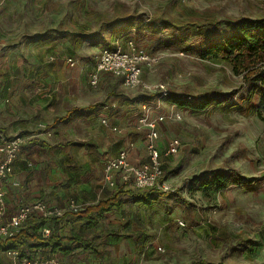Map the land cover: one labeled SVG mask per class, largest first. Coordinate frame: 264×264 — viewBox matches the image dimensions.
<instances>
[{
    "label": "rangeland",
    "instance_id": "obj_1",
    "mask_svg": "<svg viewBox=\"0 0 264 264\" xmlns=\"http://www.w3.org/2000/svg\"><path fill=\"white\" fill-rule=\"evenodd\" d=\"M263 17L264 0H0V66L16 58L30 68L36 62L49 64L50 69L55 67V80L59 81L56 93L73 102L62 104L60 98L55 103L56 115H43L45 124L32 129V136L19 133L24 144L31 143L27 151L36 169L31 179H22L15 187L19 191L16 201L43 200L48 206L64 209L70 199L76 200L78 186L66 182L61 158L67 155L73 164L83 163L85 169L76 181L97 184L103 161L119 147L138 141L145 148L147 129H136L143 112L150 119L163 117L156 123L162 153L169 141L179 143L174 154L163 157V180L170 194L151 207L135 205L122 196V210L111 211L103 221L120 237L102 239L98 255L82 251L56 255L61 264H187L199 260L206 264H264V108L258 115L224 110L191 113L173 103L174 97L185 102L206 92L238 99L245 87L241 75L223 63L202 59L194 51L160 47L159 38L166 29L164 33L145 30L149 23L168 22L196 36L198 30H210L217 22L225 27L227 20ZM105 24L115 28L104 31ZM119 29L132 32L137 45L159 57L157 64L143 70L142 79L151 85L163 84L166 95L127 88L103 73L95 86L90 85L94 57ZM86 35L92 37L84 38ZM66 57L78 62L69 67ZM7 70L6 80L13 87L15 76ZM41 77L46 78V87L52 75L45 72ZM27 98L18 97L13 90L0 93L3 105H19ZM74 104L94 105L92 115L66 125L54 122ZM69 142L76 145H67ZM210 170H234L256 184L253 189L230 185L223 193L204 195L192 185V177ZM173 194L189 204H178ZM18 206L14 201L7 215ZM51 218L45 223L50 232L57 228L67 234L78 225L68 214L59 222ZM116 219L118 223H111ZM0 264H6L2 253Z\"/></svg>",
    "mask_w": 264,
    "mask_h": 264
},
{
    "label": "trees",
    "instance_id": "obj_2",
    "mask_svg": "<svg viewBox=\"0 0 264 264\" xmlns=\"http://www.w3.org/2000/svg\"><path fill=\"white\" fill-rule=\"evenodd\" d=\"M108 25L105 24L102 30L115 28V26L108 27ZM158 29H160V33H164V29L167 30L166 34H162L159 38L160 47L173 48L186 53L194 51L202 59L223 63L231 67L234 74L241 75L245 87L244 93L238 99L222 98L206 92L197 95L191 101L185 102H181L174 97L171 100L173 103L185 107L191 113L224 110L239 112L244 115H258L260 110L264 108V17L256 19L241 18L236 21L227 20L225 27H221V24L217 22L212 24L210 30H198L196 36L190 33L189 30L175 28L173 24L168 22L145 25V30L150 33L156 32ZM193 35L195 38L192 37ZM113 36L114 38H111L107 46L104 47H112L113 42L120 37L124 42H135L134 35L127 29H119ZM90 37L92 35H86L84 38ZM93 110L94 105L74 106L69 108L63 115L56 117L54 122L66 125L76 118L91 116ZM67 145L76 144L69 142ZM60 162L61 169L63 171L65 169L67 180L75 181L81 176V167L79 164L70 162L67 155H64ZM255 184L256 182L252 179L242 176L234 170L202 171L192 177V185H196V190L204 195L210 191L223 193L230 185H247L249 189H253L252 186ZM121 188L118 186L117 190L106 198L98 200L94 204L82 206L77 212H66L65 216L68 214L78 222V227L71 229L67 234L56 229L50 232L48 236L43 237L41 229L45 227V223L49 218L30 216L17 233L4 239L0 238V253L10 249L20 250L21 256L24 257L30 255L34 249L42 248L45 254L53 257L56 255L66 257L75 249L98 255L100 254L98 247L102 245V239H118L120 237L110 226L103 224V221L109 212L120 210L123 205L122 196L125 195L126 199L133 204L151 207L158 198L170 194L155 188L147 190L131 188L122 190ZM173 195L178 204H189L183 197ZM64 215L51 219L58 220ZM136 244L138 245V243ZM187 264L206 263L199 260Z\"/></svg>",
    "mask_w": 264,
    "mask_h": 264
},
{
    "label": "built area",
    "instance_id": "obj_3",
    "mask_svg": "<svg viewBox=\"0 0 264 264\" xmlns=\"http://www.w3.org/2000/svg\"><path fill=\"white\" fill-rule=\"evenodd\" d=\"M53 56L50 57L52 61ZM159 61V57L148 51L134 41L122 42L115 40L112 47H104L99 50L94 57L92 69L89 72V83L95 86L100 75L110 74L119 79L123 86L127 88L140 87L143 91L157 92L161 96L166 95V88L163 84L151 85L144 82L142 74L144 69L153 67ZM69 67H73L75 60L71 57L65 59ZM146 111L145 106H142ZM178 118H180L178 116ZM163 117L150 119L148 112H143L138 118L137 130L141 127L147 129L145 134L146 160L142 163L133 164L130 160V149L134 143L127 147L120 148L117 154L107 159L102 167V183L104 186L113 188L116 185V178L131 189L147 190L155 188L162 192H169V185L163 180L164 170L162 168L163 157L172 155L177 151L178 140L173 139L168 142L166 150L162 153L157 147L158 134L156 131L157 121H162ZM105 123L104 120H101ZM114 132L119 129L113 127ZM24 139L18 134H7L0 131V238L4 239L19 231L22 224L30 216H42L43 218L61 217L66 212H77L82 208V204L70 199L64 209L50 207L43 200H35L30 203L19 205L18 210L8 218L5 217V196L8 186L17 187L19 181L13 177V165L17 161ZM50 234V229L43 227L41 235L46 237ZM6 259V264H61V262L48 254L42 248L34 249L30 255L21 256L20 250H6L2 253Z\"/></svg>",
    "mask_w": 264,
    "mask_h": 264
},
{
    "label": "crops",
    "instance_id": "obj_4",
    "mask_svg": "<svg viewBox=\"0 0 264 264\" xmlns=\"http://www.w3.org/2000/svg\"><path fill=\"white\" fill-rule=\"evenodd\" d=\"M67 58V57H66ZM65 58V59H66ZM75 62H78L77 59H75ZM66 65V64H65ZM7 67L11 70L10 73L15 76V85L12 87V85H8V81L6 80L7 74H9V71L7 70ZM7 71V72H6ZM47 73V76L52 75V78H48V83L47 86H45L44 82L46 80L41 77L42 73ZM0 93L3 95L6 91L13 90L18 97H28L27 100L23 99L21 100L22 102L17 105L16 103L13 104H8V105H3L0 103V131L7 133V134H18L19 133H25L29 136H32V129H36L39 125L45 124L41 120L42 116L44 115H56V107L55 103H57L60 98H62V104L63 103H70L73 104L72 100L68 98H64V95L58 96L56 93L57 91V85L55 84L56 82H59L58 80H55L56 76V70L55 67H51L49 64L46 63H39L36 62L34 68H30L29 66L25 67L24 63L19 60L15 59L12 62H8L7 65L0 66ZM32 77L29 79V77ZM119 80V79H118ZM41 87H44L41 89ZM19 94V95H18ZM41 94V100L39 99V95ZM63 96V97H62ZM85 107L87 105H81V104H74L71 107ZM69 108H66L62 113L59 115H63ZM84 117H79L77 119H83ZM88 117H85V119ZM39 120V122H38ZM99 120H104L106 123L105 118L100 117ZM73 122V121H72ZM103 123V124H105ZM116 127V126H113ZM111 127V129L113 128ZM34 139V138H32ZM27 141V140H26ZM38 141L35 142V140H32V144L37 145ZM31 144V143H30ZM28 143L23 144L22 149L19 153L17 161L13 165V177H15L20 184V181L23 179L24 181H27L32 178V170L35 168L32 166L31 163V157L28 156V151L27 148L29 147ZM156 145L158 148L161 147V142L156 141ZM145 146V144H144ZM160 146V147H159ZM122 148L119 147L116 152L114 153V156L117 154L118 150ZM130 154V160L133 164H138L142 163L146 160V152L145 148L143 149L140 145H138V141L135 143L132 149L129 151ZM112 156V157H114ZM109 157V158H112ZM106 158L103 163L109 159ZM103 163L101 165L100 173L102 174V167ZM83 163H80L79 166L81 167V171L85 169L82 166ZM163 166V164H162ZM36 169V168H35ZM164 170V169H163ZM80 171V172H81ZM62 175L65 176L66 182L69 183L70 185L75 184L78 186V193H77V198L76 201L82 206L85 205H91L96 203L98 200L104 199L113 192L117 190V187H122V190L128 189L126 186H124L119 178H116V185L113 188L104 186L102 183V177L101 180L97 184H91L88 185L85 182H80V181H69L67 180V177L65 175V169L64 171L61 169ZM18 187V186H17ZM19 194V191L15 190V187L13 186H8L7 189V194L5 196V217L8 218L9 216L13 215L16 213L17 209L13 214H8V208L9 206L14 205V201L17 202L20 205L24 204L22 200L19 199V201H16ZM125 196V195H124ZM126 197V196H125ZM127 198V197H126ZM35 201V200H34ZM33 202V201H31ZM46 202V201H45ZM28 203V202H26ZM30 203V202H29ZM51 205V204H50ZM136 205V204H135ZM123 206V205H122ZM51 207V206H50ZM53 207V206H52ZM122 210V207L120 208ZM119 210V211H120ZM110 213V212H109ZM108 213V214H109ZM107 214V215H108ZM120 219V218H119ZM56 221H62V219H58ZM118 219L116 221H111V223H118ZM107 223H110L107 221ZM78 227V225H77ZM76 227V228H77ZM57 229V228H56ZM54 229V230H56ZM53 230V231H54ZM61 231V230H58ZM134 242V240H133ZM77 251H81L80 249H75L73 252L70 253L74 254ZM69 256V255H68Z\"/></svg>",
    "mask_w": 264,
    "mask_h": 264
}]
</instances>
